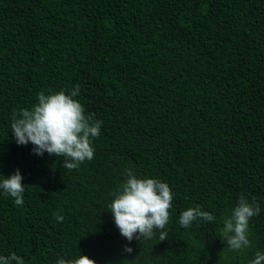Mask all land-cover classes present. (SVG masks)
Returning a JSON list of instances; mask_svg holds the SVG:
<instances>
[{
    "label": "trees",
    "instance_id": "1",
    "mask_svg": "<svg viewBox=\"0 0 264 264\" xmlns=\"http://www.w3.org/2000/svg\"><path fill=\"white\" fill-rule=\"evenodd\" d=\"M77 84L102 126L70 171L17 145L11 122L42 90ZM17 170L24 204L0 190V255L249 264L264 253V0H0V175ZM127 170L174 192L167 240L120 235L108 205ZM241 194L261 207L252 246L233 251L219 229ZM196 205L216 221L180 227Z\"/></svg>",
    "mask_w": 264,
    "mask_h": 264
},
{
    "label": "clouds",
    "instance_id": "2",
    "mask_svg": "<svg viewBox=\"0 0 264 264\" xmlns=\"http://www.w3.org/2000/svg\"><path fill=\"white\" fill-rule=\"evenodd\" d=\"M80 91L79 84L68 91L62 89L45 94L42 90L37 95L38 102L30 110L21 109L19 114L14 112L11 133L17 145L30 143L35 155L47 153L60 158L61 167L70 171L85 161H91L95 154L92 144L100 136L102 121L86 114L85 107L76 99ZM126 176V181L113 192L114 199L108 205L120 235L131 243L134 239L140 242L142 238L150 240L159 232L160 241L167 240L166 228L175 196L171 187L158 179L139 178L132 170H127ZM25 187L19 170L7 178L0 175V190L13 198L16 206L24 204ZM260 207L255 197L250 202L241 194L230 215L223 218L219 236L230 250L243 251L252 246L249 224L260 214ZM55 218L58 222L64 219L59 214ZM216 219L196 205L180 214L179 225L189 229L194 222L211 223ZM124 251L131 254L133 249L125 246ZM0 264H24V260L11 253L0 255ZM57 264H96V261L80 254L76 259L60 258ZM249 264H264V253L257 251Z\"/></svg>",
    "mask_w": 264,
    "mask_h": 264
}]
</instances>
